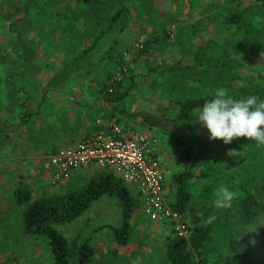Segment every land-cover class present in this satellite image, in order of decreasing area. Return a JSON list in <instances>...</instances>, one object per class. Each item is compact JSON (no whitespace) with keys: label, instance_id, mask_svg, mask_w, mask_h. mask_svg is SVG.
Here are the masks:
<instances>
[{"label":"rangeland","instance_id":"1","mask_svg":"<svg viewBox=\"0 0 264 264\" xmlns=\"http://www.w3.org/2000/svg\"><path fill=\"white\" fill-rule=\"evenodd\" d=\"M44 1L0 0V33H4V35L1 33L0 38V51L3 53L0 63H6L10 74L13 72L19 77L20 72L25 73L23 75L29 78L28 82L26 79L23 81L30 91L28 94L32 92L38 96L34 97L35 105L40 100V90L47 85L58 95L57 98L63 95L61 99L64 100L59 110L55 109L59 108L55 106L56 102L49 101L48 113L42 112V107L41 113H33L35 109L31 103L33 105L29 121L31 123L17 127L15 124L19 122V108L17 110L15 108L18 107L17 102L23 100V95L13 90L15 108L11 107L1 112L11 113L9 122L12 126H7L8 138L0 142V264L52 263L47 238L24 232L21 215L23 206L15 205L14 191L21 187L28 188L34 198L64 194L79 189L87 179L99 174L97 171L91 174L74 173L69 181L51 184L48 147L50 142L65 134L64 125L68 111L73 112L74 116H81L84 121L88 120V126L99 117L110 114L109 108L96 91L104 78V68L106 67V70L118 67L115 66L114 60H110L105 67H99L90 76L83 78L72 75L57 84L58 71L55 67L58 66V60L53 56L59 57L62 49L58 48L55 54L53 45H45L48 39L53 40V36L57 37L55 32L51 33L52 35L47 33L49 38L46 40L42 37L44 33L40 35L42 26L53 22L47 7L45 12ZM50 1L58 10L65 7V3L56 5V0ZM130 11L132 18L120 38L118 52H121L122 61L125 63L121 70L130 72L133 81L126 79L123 83V89L129 91L124 100L117 104L124 113L118 112L116 115L121 119L122 127H130L138 133L145 134L151 141V152L154 157L163 160L160 163L164 175L160 202L168 209L174 195L171 177L183 168L184 163L180 158L178 145L163 131L150 128L139 118H132L130 115L139 110L156 113L165 107L167 109L165 116H172L175 108L168 101L173 94L181 90V86L209 88L210 83L206 86L202 84L203 78L207 76L205 73L204 76L200 73L198 76L189 77L187 71H191L188 67L193 66L197 48L206 45L211 38L216 44L230 46L231 56L237 62L230 70L235 75V82L264 84V0H134L130 5ZM146 39L157 41L150 46L148 53L137 57V52L143 47ZM208 43L210 46L207 44L204 56L209 60L225 61L226 56L221 48L216 47L215 43ZM21 46L25 48L26 57L32 60L28 67H22L18 55ZM201 64L205 66V61ZM194 68L198 69L195 60ZM202 68L200 65L199 69ZM122 71L118 69L116 76H120ZM179 76L181 83L171 88L172 83L176 81L175 78ZM210 76L212 78V73ZM3 95L8 96L9 93ZM60 103L61 101L56 105ZM49 117L55 120V125L51 124V127L43 129V122H50ZM76 121L78 124L80 119L77 118ZM190 126L203 141L206 149L204 155L194 164L197 174L196 181L194 180L196 188H203V183L200 184L202 171L207 170L209 164L214 166L209 167L210 170L226 167L225 172L239 171L232 179L222 176L224 183H229L230 180L237 184L245 183L249 176L247 169L257 173L264 170V146L257 145L251 138L239 137L233 139L230 144H225L221 139L210 141L208 130L193 120ZM24 136L28 140H36L45 154L38 158L28 157L30 149L24 142L19 147L23 148L25 155L21 158V151H17V143ZM68 146L73 145L65 147ZM229 150L238 152L232 162L228 161V158L232 157ZM207 159L212 161L205 162ZM106 171L115 174L110 170L104 172ZM227 176L230 177L231 172ZM254 180L252 182L256 184ZM127 186L133 196L137 197V208L130 219L131 234L126 245L117 244L112 230L104 226L113 225L118 220L114 201L107 197L96 201L93 209L84 215L83 219H77L62 227V233L67 237H74L79 232L90 240L94 247L91 264H169L165 250L170 239L178 236L176 223L183 224L189 233L198 224L197 217L194 212H187L177 220L166 216L159 221H153L144 211L139 191L130 185Z\"/></svg>","mask_w":264,"mask_h":264},{"label":"trees","instance_id":"2","mask_svg":"<svg viewBox=\"0 0 264 264\" xmlns=\"http://www.w3.org/2000/svg\"><path fill=\"white\" fill-rule=\"evenodd\" d=\"M133 1L56 0V5L65 3L64 9L58 10L52 6L50 0H45V12L47 7L53 22L42 26L40 30V35L44 33L42 37L45 40L51 33L57 34V37L53 36L54 42L51 38L45 43L46 46L53 45L55 54L58 48L62 49L59 57L53 56L58 60V66L55 67L58 71L57 84L72 75L83 78L90 76L94 70L105 67L110 60H114L118 67L106 70L104 68V78L98 84L96 92L110 110V114L103 117L108 121L113 119L121 126V119L116 113L124 111L117 104L124 100L129 91L123 89V83L126 79L132 82L133 75L121 70L125 63L118 49L120 38L132 18L130 5ZM236 26L240 27L238 24ZM156 41L146 39L143 47L138 50L137 57L148 53L150 46ZM208 42L215 43L212 38ZM207 44L197 48L193 66L188 67L191 71H187V75L192 77L202 73L201 76H204L205 73L207 80L204 77L202 84L206 86L210 83L209 88L181 86V90L168 101L175 108L172 116H165V107L156 113L139 110L130 115L132 118H139L148 127L157 128L167 134L177 143L180 158L184 162L183 168L171 177L174 195L169 206L181 215L194 212L198 224L187 236H174L170 239L165 250L166 258L169 264H264V170L257 173L247 169L249 176L245 183L237 184L232 180L224 183L222 176L232 179L239 171H230L229 177L227 174L230 172H225L226 167L210 170L209 167L214 166L209 164L207 170L202 171L200 184L203 183V188L195 187L197 174L194 164L200 160L206 149L203 141L191 129V111L202 106L205 100L211 99L218 87L227 89L237 99L255 95L258 100H264V84L235 82V75L230 70L237 62L231 56L230 46L215 43L225 54L226 60H209L204 56L205 50L210 46ZM19 51L23 53L22 49ZM194 60L197 70L194 68ZM202 61H205V66L201 64ZM200 65L202 69H199ZM118 69L122 74L116 79L114 77ZM175 79L171 88L181 83L180 76ZM29 115L25 114L23 117L27 118ZM107 122L95 124L94 132L105 129ZM87 135L89 134L83 137ZM233 160V156L228 158V161ZM257 176L258 179L254 180ZM225 187L235 194L233 207L218 210L213 206V201L216 194ZM103 197L114 201L118 215L115 224L104 226L112 230L117 244L126 245L130 240V219L137 208V197L111 172L93 175L79 189L64 194L34 198L28 188L21 187L14 191L15 205L23 206L21 215L24 232L47 238L52 254L51 264H91L94 247L90 240L79 232L74 237H67L61 228L77 219H83L93 209L94 203ZM210 215H216L217 219L212 224H207L205 221Z\"/></svg>","mask_w":264,"mask_h":264},{"label":"built area","instance_id":"3","mask_svg":"<svg viewBox=\"0 0 264 264\" xmlns=\"http://www.w3.org/2000/svg\"><path fill=\"white\" fill-rule=\"evenodd\" d=\"M117 76L115 74V77ZM151 141L130 127H122L109 120L105 129L84 136L75 145L62 147L49 156L51 184L68 180L72 174L92 172L96 169L110 170L127 185L141 194L146 215L153 221L162 217L177 220V214L160 202L164 182L159 157H154ZM178 236L189 233L183 224L176 223Z\"/></svg>","mask_w":264,"mask_h":264},{"label":"crops","instance_id":"4","mask_svg":"<svg viewBox=\"0 0 264 264\" xmlns=\"http://www.w3.org/2000/svg\"><path fill=\"white\" fill-rule=\"evenodd\" d=\"M1 33H2V35H4L3 32H1ZM1 33H0V38H1ZM21 49L23 50V53H19L20 51H18V55L20 56V61L23 64L22 67H26V66L28 67L29 63L32 60H30V58L26 57L25 48L21 46L20 50ZM1 54H3V53L0 51V57L2 56ZM4 64L0 63V142H4L8 138L6 128L9 125L12 126V124L9 122V117H10L11 113H8V114L7 113L2 114V113L4 111H6L8 108H11V107L15 108V104H14L15 101L13 100V96H12L13 90H16V92H18V94H21V96L23 95L22 96L23 100H21L20 102H17L18 107L16 106V108H15L16 110L19 108L18 109L19 110L18 111L19 122L15 124L17 127H23L25 124L31 123V122L29 123V121L31 120L30 115L27 118H24L23 116L25 114L31 113V111H32L31 108L33 106V105H31V103L34 104V97L35 98L38 97L36 93L31 92L28 94V92H30V91H28L27 87H25V82H23L24 79H26L25 81H27V82L29 81V78H26L27 76L23 75L25 73L20 72L19 77L16 74L14 75L13 72H11V74H10L9 70H7V68H6L5 62H4ZM17 88H18V90H17ZM52 90L53 89H51L48 85L45 86V88L43 87L42 90H40V92H39V94L41 93V95L39 96L40 100L37 101L36 105L34 104L35 110L32 111L33 113H41L40 107L43 108L42 112L48 113L50 111L49 110V106H50L49 101L50 102L53 101V103L56 102V104H57V102L61 101V103L59 105L55 104V106H57L59 108H55V106L53 107L56 110L61 109V104L64 103V100L61 99V97L63 95H60L59 98H57L58 95L53 93ZM4 93H7V94L9 93V95L8 96L3 95ZM26 98H27V100H26ZM16 110H15V112H16ZM66 117L67 118L65 120H67V121H66V125H64L65 126V134L60 136L59 138H57V140H55L54 142L52 141L49 143L48 150L50 151V153L48 154V156H50L52 153L57 151L62 146L65 147V146L70 145V144L74 145L75 142L77 143L83 137V135L93 133L96 129L95 124H103V123H106L108 121L105 119V117L101 116L98 119H96L94 122L90 123V125L88 126V123H89L88 120L84 121L81 116L80 117L74 116V113L71 111L67 112ZM32 118H33V116H32ZM77 118L80 119V122L78 124L76 121ZM45 122H43V124H44L43 129L44 128L47 129L48 127H51L50 126L51 124L55 125V120L54 119L52 120L51 118H50V122H46V123ZM58 125H61V123H58ZM37 127L39 129V126H37ZM24 142L28 145V148L30 149L29 150L30 152L28 153L29 154L28 157L38 158V157H41V155L45 154L44 152L41 151L40 144L36 140H34V139L28 140L27 137L24 136V138L21 137L20 141L17 143V151L18 150L21 151V156H20L21 158L25 157V155L23 152L24 151L23 148L20 149L19 147L22 146L24 144ZM54 143L58 144V145L56 146V145H54ZM50 170H51V168H50ZM95 171L101 173V172H104L105 169L99 168V169H96ZM92 172H94V171H92ZM92 172H90L89 174H91ZM115 175H116V173H115ZM66 181H69V180H66Z\"/></svg>","mask_w":264,"mask_h":264},{"label":"clouds","instance_id":"5","mask_svg":"<svg viewBox=\"0 0 264 264\" xmlns=\"http://www.w3.org/2000/svg\"><path fill=\"white\" fill-rule=\"evenodd\" d=\"M191 116L208 130L210 141L221 139L230 144L235 138L245 137L264 146V100L255 95L237 99L227 89L218 87L211 99L191 111ZM229 155L235 157L238 152L229 150ZM234 200L235 194L225 187L216 194L213 206L218 210L231 209ZM216 219V215H210L205 222L212 224Z\"/></svg>","mask_w":264,"mask_h":264}]
</instances>
